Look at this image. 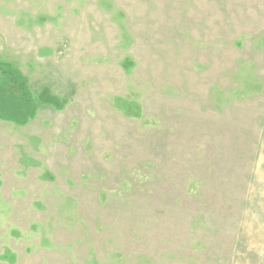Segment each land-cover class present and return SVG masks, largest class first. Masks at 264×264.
<instances>
[{"label":"rangeland","instance_id":"obj_1","mask_svg":"<svg viewBox=\"0 0 264 264\" xmlns=\"http://www.w3.org/2000/svg\"><path fill=\"white\" fill-rule=\"evenodd\" d=\"M0 264H264V0H0Z\"/></svg>","mask_w":264,"mask_h":264},{"label":"trees","instance_id":"obj_2","mask_svg":"<svg viewBox=\"0 0 264 264\" xmlns=\"http://www.w3.org/2000/svg\"><path fill=\"white\" fill-rule=\"evenodd\" d=\"M18 73L5 72L0 84V119L24 124L32 117L33 102L27 91L21 90L20 96L13 91L5 92L3 88L9 86L21 87Z\"/></svg>","mask_w":264,"mask_h":264}]
</instances>
